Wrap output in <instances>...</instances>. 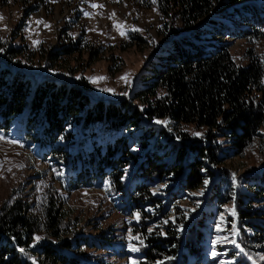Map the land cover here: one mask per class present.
Listing matches in <instances>:
<instances>
[{"label":"trees","instance_id":"1","mask_svg":"<svg viewBox=\"0 0 264 264\" xmlns=\"http://www.w3.org/2000/svg\"><path fill=\"white\" fill-rule=\"evenodd\" d=\"M135 1L154 5L162 28L169 31L171 19L179 28L145 61L127 98L91 97L82 79L51 74L33 84L21 46L0 41V136L24 114L17 143L56 173L58 196L97 187L128 219L123 235L111 226L84 231L88 217L59 208L54 193L40 191L31 206L13 188L0 205V264H103L87 258L99 250L121 255L126 242L130 261L104 264H264V164L236 177L215 168L218 136L242 152L263 121L264 60L248 49L242 65L229 41L264 35V1ZM59 51L45 56L56 59ZM188 125L202 134L182 130ZM205 180L202 202L187 218L178 202ZM227 204L224 238L214 245L220 255L211 258L213 226Z\"/></svg>","mask_w":264,"mask_h":264},{"label":"rangeland","instance_id":"2","mask_svg":"<svg viewBox=\"0 0 264 264\" xmlns=\"http://www.w3.org/2000/svg\"><path fill=\"white\" fill-rule=\"evenodd\" d=\"M261 1L264 0H256ZM0 17V41L3 45L21 46L22 55L18 58L23 63V72L34 80L33 84L42 79L41 74L73 82L82 79L88 85L89 95L99 99L127 98L131 88L141 80L145 61L158 52L156 50L167 40L168 33L179 28L173 19L168 24L172 26L169 31L162 28L164 21L155 6H142L135 0H0ZM135 34L140 40L133 38ZM76 41V47L68 53L59 51ZM229 44L233 59L242 65L248 62V49L264 60V35L253 42L234 39ZM47 50H58L57 58L47 59ZM182 130L202 134L191 125ZM167 131L173 132L171 126ZM18 132L19 124L16 123L11 128V137L0 136V205L9 198L13 188L22 193L23 200L29 201L31 206L38 205L37 193L40 191L54 193L59 198V208L77 219L93 217L92 220H81V224L86 223L84 231L93 226H111L121 235L127 232V217L112 208L111 201L105 200L100 188L76 189L59 197L64 192L59 187L56 173L45 163L35 160L32 148L17 143ZM256 133L252 143L242 152H235L226 138L218 136L216 141L222 159L215 168L226 169L236 177L261 167L264 164V114ZM130 135L136 140L134 130ZM169 183L164 181L150 189L159 192V187ZM204 185L205 182L179 200L187 218L202 202ZM227 207L229 204L221 207L213 226L215 233L208 250L211 258L220 255L214 245H220L224 238L221 233L225 230L223 213ZM130 249L126 242L121 255H112L111 250H99L87 259L103 264L110 261L126 263L131 258L123 253ZM219 261L222 263L225 258L221 257Z\"/></svg>","mask_w":264,"mask_h":264},{"label":"water","instance_id":"3","mask_svg":"<svg viewBox=\"0 0 264 264\" xmlns=\"http://www.w3.org/2000/svg\"><path fill=\"white\" fill-rule=\"evenodd\" d=\"M23 117H24V114L20 115L19 118L17 119V121L12 125V126H14L16 123L19 124V132H18L19 138L21 137V132H22V121H23ZM12 126L9 128V130L7 132V135L9 137H11L10 136V131H11Z\"/></svg>","mask_w":264,"mask_h":264},{"label":"snow or ice","instance_id":"4","mask_svg":"<svg viewBox=\"0 0 264 264\" xmlns=\"http://www.w3.org/2000/svg\"><path fill=\"white\" fill-rule=\"evenodd\" d=\"M153 2H155V0H153ZM95 6V5H94ZM0 19H2V17H0ZM117 27H119V26H117ZM124 33H121V35H123ZM125 95H126V93H124ZM158 123H159V121H157ZM196 135H199L198 133L196 134ZM205 184H207V181H205ZM37 240H39L40 238L39 237H37L36 238ZM133 251H135L136 249H132ZM242 251V250H241ZM250 258V257H249ZM261 259H264V257H261Z\"/></svg>","mask_w":264,"mask_h":264},{"label":"bare ground","instance_id":"5","mask_svg":"<svg viewBox=\"0 0 264 264\" xmlns=\"http://www.w3.org/2000/svg\"><path fill=\"white\" fill-rule=\"evenodd\" d=\"M17 132V129H15V133ZM18 135V134H17Z\"/></svg>","mask_w":264,"mask_h":264}]
</instances>
